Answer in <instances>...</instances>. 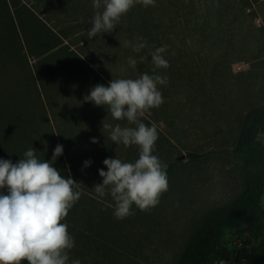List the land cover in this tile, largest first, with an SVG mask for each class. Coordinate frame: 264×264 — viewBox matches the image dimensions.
Returning a JSON list of instances; mask_svg holds the SVG:
<instances>
[{
	"label": "rangeland",
	"instance_id": "374dc122",
	"mask_svg": "<svg viewBox=\"0 0 264 264\" xmlns=\"http://www.w3.org/2000/svg\"><path fill=\"white\" fill-rule=\"evenodd\" d=\"M95 11L93 0H0V159L16 163L34 148L52 161L63 146L53 166L81 191L61 221L75 240L69 264H178L205 216L242 189L231 150L247 112L264 103V0L136 4L112 32L89 38ZM162 46L170 66L155 74L168 80L158 86L164 103L142 122L157 128L153 154L171 166L169 188L157 206L133 205L116 219L110 194L93 187L106 158L134 162L138 148L112 142L102 122L130 125L84 97L112 79L154 74L151 53ZM225 239L231 257L217 264H246L264 253V220L229 229Z\"/></svg>",
	"mask_w": 264,
	"mask_h": 264
},
{
	"label": "clouds",
	"instance_id": "9594fccd",
	"mask_svg": "<svg viewBox=\"0 0 264 264\" xmlns=\"http://www.w3.org/2000/svg\"><path fill=\"white\" fill-rule=\"evenodd\" d=\"M136 4L154 6L155 0H93L96 11L89 38L112 32ZM123 46H129V42L125 41ZM144 47L146 42L139 43L133 51L140 52ZM165 52L166 47L162 46L151 53L154 74L112 79L107 86L97 84L84 97L95 106L107 107L112 119L126 120L130 125L102 122L104 129H110L112 142L138 148L134 162L106 158L103 163L107 171L99 170L102 183L93 187L101 197L110 194L116 219L132 215L133 205L140 211L157 206L160 196L169 188L167 165L153 154L159 139L157 128L142 122L145 113L164 103L158 86L166 85L168 80L155 72L170 66L163 56ZM137 63L135 58H128L131 68L135 69ZM92 142L97 141L93 138ZM35 153L34 148L28 149L16 163L0 159V190L7 189V194L0 193V264H69V252L75 246L68 225L61 221L81 197L79 183L70 176L65 178L53 166L63 154L62 145L56 146L52 161L40 159ZM89 164L85 161V166ZM71 264L81 262L74 259Z\"/></svg>",
	"mask_w": 264,
	"mask_h": 264
},
{
	"label": "trees",
	"instance_id": "16d2710c",
	"mask_svg": "<svg viewBox=\"0 0 264 264\" xmlns=\"http://www.w3.org/2000/svg\"><path fill=\"white\" fill-rule=\"evenodd\" d=\"M264 103L253 107L244 117L236 145L231 153L239 166L240 193L223 207L208 213L201 222L194 242L186 248L178 264H217L229 261L231 251L225 233L245 223L264 220ZM171 172V166L167 169ZM246 264H264V253L253 255Z\"/></svg>",
	"mask_w": 264,
	"mask_h": 264
},
{
	"label": "water",
	"instance_id": "95a60500",
	"mask_svg": "<svg viewBox=\"0 0 264 264\" xmlns=\"http://www.w3.org/2000/svg\"><path fill=\"white\" fill-rule=\"evenodd\" d=\"M184 157H180L179 160L183 159Z\"/></svg>",
	"mask_w": 264,
	"mask_h": 264
}]
</instances>
